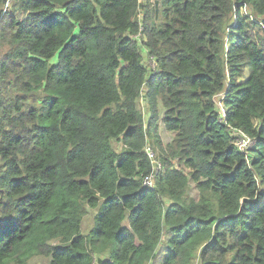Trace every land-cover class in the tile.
I'll use <instances>...</instances> for the list:
<instances>
[{
  "label": "trees",
  "instance_id": "16d2710c",
  "mask_svg": "<svg viewBox=\"0 0 264 264\" xmlns=\"http://www.w3.org/2000/svg\"><path fill=\"white\" fill-rule=\"evenodd\" d=\"M160 247L264 264V0H0V264Z\"/></svg>",
  "mask_w": 264,
  "mask_h": 264
},
{
  "label": "rangeland",
  "instance_id": "374dc122",
  "mask_svg": "<svg viewBox=\"0 0 264 264\" xmlns=\"http://www.w3.org/2000/svg\"><path fill=\"white\" fill-rule=\"evenodd\" d=\"M148 65L149 66H153V64L149 63V62H148ZM156 106H157V109L159 110V113L160 114L163 113L162 105H161L160 102L158 104V100H157ZM139 108L141 109V111H142V113L144 115L145 121H147L149 119L150 112L148 111V108H146V104H145V102L142 99L139 100ZM155 124H156V127H157L158 134H159V136H160V138L162 140V143L165 144V143L169 142L171 140V138H172L173 133L168 131V130H166L164 128V126L162 124V121L159 119V117L156 119ZM251 143L248 144V146L251 145ZM114 146H115L116 149L120 148V144L117 143V142H114ZM146 146H151V145L149 143V144H146ZM154 151L156 152V155H157L158 154V150L154 149ZM190 192L194 196L197 195V192L195 191L193 185L191 186ZM94 213H95V209H92V208H88L87 209V212L84 215V217L82 219V223H81L82 232L83 233H87L93 227V224H94ZM165 250H166V248L160 247L158 252H157L156 258H154L150 262V264H161L160 261H161L162 255L165 253ZM47 263H48V259L47 258L34 257V258H31L29 260L28 264H47ZM94 263L97 264L96 259H95Z\"/></svg>",
  "mask_w": 264,
  "mask_h": 264
},
{
  "label": "built area",
  "instance_id": "2783aa9c",
  "mask_svg": "<svg viewBox=\"0 0 264 264\" xmlns=\"http://www.w3.org/2000/svg\"><path fill=\"white\" fill-rule=\"evenodd\" d=\"M218 108H219L220 113L224 115L225 109L222 106V104L218 105ZM235 135H236V138L234 140L235 141L234 143L240 149H244L245 147L248 146V144L252 142L245 134H243L240 131H237ZM145 151H146L147 156L150 158L153 164V167H152V171L143 178L142 182L146 186H153L154 178L157 174L158 169L160 168V164L156 157V153L151 146H145Z\"/></svg>",
  "mask_w": 264,
  "mask_h": 264
}]
</instances>
